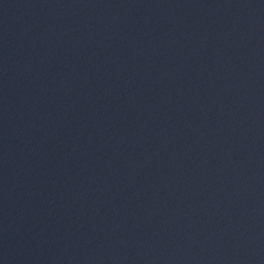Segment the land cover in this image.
<instances>
[{
	"label": "water",
	"instance_id": "1",
	"mask_svg": "<svg viewBox=\"0 0 264 264\" xmlns=\"http://www.w3.org/2000/svg\"><path fill=\"white\" fill-rule=\"evenodd\" d=\"M0 264H264V0H0Z\"/></svg>",
	"mask_w": 264,
	"mask_h": 264
}]
</instances>
